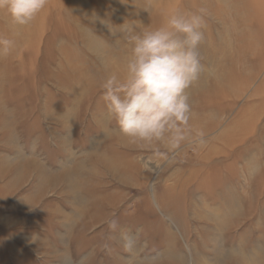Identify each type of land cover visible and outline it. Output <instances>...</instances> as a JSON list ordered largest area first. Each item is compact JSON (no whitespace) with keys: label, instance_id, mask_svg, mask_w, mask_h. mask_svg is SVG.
I'll list each match as a JSON object with an SVG mask.
<instances>
[{"label":"rangeland","instance_id":"374dc122","mask_svg":"<svg viewBox=\"0 0 264 264\" xmlns=\"http://www.w3.org/2000/svg\"><path fill=\"white\" fill-rule=\"evenodd\" d=\"M200 8L189 138L129 143L101 99L119 26ZM0 38V264H264V0H48Z\"/></svg>","mask_w":264,"mask_h":264},{"label":"clouds","instance_id":"9594fccd","mask_svg":"<svg viewBox=\"0 0 264 264\" xmlns=\"http://www.w3.org/2000/svg\"><path fill=\"white\" fill-rule=\"evenodd\" d=\"M47 4L48 0H0V11L7 13L15 27L24 28ZM206 13L205 8L177 10L155 29L142 28L136 21L119 26L128 54L120 70L111 72L100 85L101 99L118 126L117 134L129 143L165 144L174 149L189 138L187 90L201 72L198 49ZM13 49L14 41L0 38V56L11 55Z\"/></svg>","mask_w":264,"mask_h":264},{"label":"bare ground","instance_id":"6f19581e","mask_svg":"<svg viewBox=\"0 0 264 264\" xmlns=\"http://www.w3.org/2000/svg\"><path fill=\"white\" fill-rule=\"evenodd\" d=\"M219 1H221V0H219ZM109 163V162H108ZM107 164V163H106ZM114 172V171H113ZM115 172H116V170H115ZM116 174V173H115ZM56 181V180H55ZM212 209V208H211ZM227 212H225L224 214H225V216L224 215H222L221 214V212H219L218 213V215L217 214H215L214 212H212V213H208L209 214V216H212L213 217V219H214V222H215V224L213 225V226H215V228L219 231H221V229L223 228V226H224V224H225V219H226V217L228 216V213L226 214ZM198 217V216H197ZM200 218V217H199ZM216 230V231H217ZM240 252H241V249L239 250ZM218 253V252H217ZM235 254V253H234ZM241 254V253H240ZM215 255V254H214ZM236 255V254H235ZM170 256L171 257H173L174 255L173 254H170ZM168 257V256H167ZM236 257V256H235ZM241 257V259H242V256H240ZM252 257V256H251ZM174 258V257H173ZM178 259V260H181L182 261V257L181 256H175V259ZM247 258V257H246ZM149 260V259H148ZM244 260H242L241 261V264H251L250 262L252 261V260H247V262H243ZM146 262V261H145ZM168 264V263H167Z\"/></svg>","mask_w":264,"mask_h":264}]
</instances>
